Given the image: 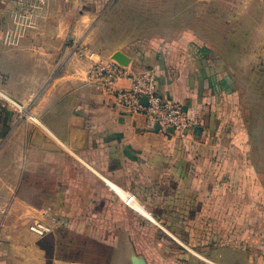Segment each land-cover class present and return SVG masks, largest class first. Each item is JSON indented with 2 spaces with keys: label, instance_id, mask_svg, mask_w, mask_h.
<instances>
[{
  "label": "crops",
  "instance_id": "0c3cea01",
  "mask_svg": "<svg viewBox=\"0 0 264 264\" xmlns=\"http://www.w3.org/2000/svg\"><path fill=\"white\" fill-rule=\"evenodd\" d=\"M211 1L193 0L195 17ZM261 1L249 67L210 29H193L180 0H0V264L254 257L245 214L263 187L252 164L221 150V133L249 99L264 127ZM118 51L126 66L112 59ZM98 63L117 66L118 89L153 69L160 94L194 126L164 132L117 106L105 79L89 77ZM126 192L143 209L127 206ZM35 220L51 232H31Z\"/></svg>",
  "mask_w": 264,
  "mask_h": 264
},
{
  "label": "rangeland",
  "instance_id": "374dc122",
  "mask_svg": "<svg viewBox=\"0 0 264 264\" xmlns=\"http://www.w3.org/2000/svg\"><path fill=\"white\" fill-rule=\"evenodd\" d=\"M257 1L212 0L211 7L204 10V16L200 19L194 15L193 0H180V10L185 12L187 19H191L190 26L193 29H201V31L203 27L210 29L214 32L212 37L215 36L218 40L217 36H219L227 43L224 45L231 53L233 60L243 63V65L248 63L250 67L253 63L251 31L255 17L261 12L262 3L261 1L258 7ZM196 7L201 10L200 6ZM236 54L237 56H235ZM250 100L249 104L245 103L243 107L238 102V112H236V107H233L232 113L230 112L225 118L221 133V146H223L221 150L233 155L238 154L242 158V162L245 161L243 164H252L259 174L263 189L258 205L245 214V219H249L251 224L244 230L245 242L247 237L254 257L248 261L243 259V263L264 264V127L259 128L256 127V123H252ZM231 103L235 104V101L233 100Z\"/></svg>",
  "mask_w": 264,
  "mask_h": 264
},
{
  "label": "built area",
  "instance_id": "2783aa9c",
  "mask_svg": "<svg viewBox=\"0 0 264 264\" xmlns=\"http://www.w3.org/2000/svg\"><path fill=\"white\" fill-rule=\"evenodd\" d=\"M118 73L115 64L93 65L89 71L90 79L104 78L106 88L113 93L115 104L128 113L133 115H144L159 125L160 130L164 132L176 131L183 133L190 130L194 124L187 116L182 106L160 94L158 90L157 74L153 69H146L133 73L130 77L131 84L129 88L118 89L112 86ZM143 99L146 103H143ZM19 111L26 110L22 105L15 103ZM27 115V113H25ZM124 203L140 211L141 204L136 197L129 192L122 193ZM5 211H3V214ZM31 232L45 236L51 232V227L42 220H35L29 225Z\"/></svg>",
  "mask_w": 264,
  "mask_h": 264
},
{
  "label": "water",
  "instance_id": "95a60500",
  "mask_svg": "<svg viewBox=\"0 0 264 264\" xmlns=\"http://www.w3.org/2000/svg\"><path fill=\"white\" fill-rule=\"evenodd\" d=\"M112 59L119 63L121 66H126L129 62V58L119 51L113 54ZM158 129H160L159 125Z\"/></svg>",
  "mask_w": 264,
  "mask_h": 264
}]
</instances>
